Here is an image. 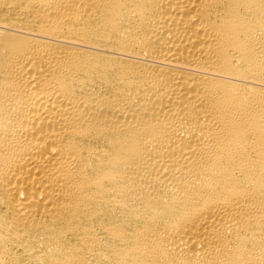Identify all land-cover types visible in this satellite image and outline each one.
<instances>
[{"label": "bare ground", "instance_id": "obj_1", "mask_svg": "<svg viewBox=\"0 0 264 264\" xmlns=\"http://www.w3.org/2000/svg\"><path fill=\"white\" fill-rule=\"evenodd\" d=\"M0 264H264V0H0Z\"/></svg>", "mask_w": 264, "mask_h": 264}]
</instances>
